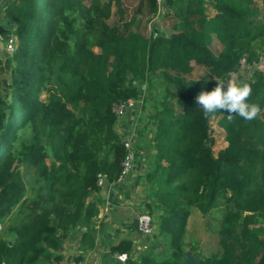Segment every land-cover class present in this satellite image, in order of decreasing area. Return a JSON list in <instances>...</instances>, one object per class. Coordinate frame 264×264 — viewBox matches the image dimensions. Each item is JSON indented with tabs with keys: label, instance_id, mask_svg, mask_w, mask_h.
Listing matches in <instances>:
<instances>
[{
	"label": "trees",
	"instance_id": "16d2710c",
	"mask_svg": "<svg viewBox=\"0 0 264 264\" xmlns=\"http://www.w3.org/2000/svg\"><path fill=\"white\" fill-rule=\"evenodd\" d=\"M89 1L1 0L8 28L0 25V34L11 33L17 43L11 55L0 52V77L9 75L0 92V221L20 202L23 215L13 243L0 241V264L60 260L57 251L71 232L80 251L74 259L95 247L104 202L97 177L115 181L125 153L113 106L141 96L144 103L139 84L159 76L176 109L163 101L153 116L141 202L156 213L155 238L164 234L167 248L133 256L132 240L121 238L110 253H127V264H189L186 250L195 264H264V69L252 71L264 56V5L214 0L215 13L207 17L201 0H169L185 2L174 15L186 29L146 37L134 28L136 13L155 14V0H138L128 20L118 1L114 24L107 22L108 3ZM206 26L222 45L216 55L206 44ZM193 63L205 68L202 78L188 77ZM242 64L246 69L236 80L251 85L249 103L260 105V116L250 122L229 121L224 112L205 116L195 97ZM51 76L57 82L52 87ZM211 118L226 141L216 155ZM30 125L32 141L26 143L18 132ZM16 160L36 170L31 199H25ZM194 209L217 212L218 248L205 254L187 233Z\"/></svg>",
	"mask_w": 264,
	"mask_h": 264
},
{
	"label": "rangeland",
	"instance_id": "374dc122",
	"mask_svg": "<svg viewBox=\"0 0 264 264\" xmlns=\"http://www.w3.org/2000/svg\"><path fill=\"white\" fill-rule=\"evenodd\" d=\"M73 2V0H71ZM101 3H108V6L110 8V14L107 22L109 24H114L116 20L118 19L117 14V2L119 1L121 3V9L124 12L125 19H130L135 13H136V4L138 0H99ZM201 7L204 9V14L207 17H212L215 13L214 9V0H201ZM253 3H255L259 8H261L264 5V0H252ZM89 0H83V3L85 5H89ZM185 2H182L181 4H169V0H166L164 4L158 6V10L155 14L150 15L148 18L145 15H141L139 13L137 14V21L134 25V28L141 31L146 37H149L152 32V25L155 24L156 32H160L161 34H164L165 36H170L172 34L184 31L186 27L179 23V18H175L174 12L178 10V8L185 9ZM181 9V10H182ZM77 13V12H76ZM0 24H4L3 26L5 28H8L7 24L5 23L4 16L2 13L0 14ZM9 37H12L11 33L7 34L6 36H2L0 34V52L6 53L8 55H11L12 52H7L5 50V43ZM13 38V37H12ZM205 38H206V44L208 48L216 55L220 52L222 45L217 40L214 32L206 26L205 29ZM15 43H17L16 38ZM14 42V40H13ZM93 50L95 52H98L97 47H93ZM5 55H2L4 58ZM259 69H264V56L260 58V61L257 65ZM193 71L188 77L194 78V79H200L205 75V68L199 65H196L193 63ZM246 67L244 64H242L238 70L237 73H232L230 78L236 79L237 74H241L245 71ZM246 75H248V72H246ZM9 78L8 74H3L0 77V92L3 94L5 93L4 88V81ZM57 82L54 81V78L51 76L49 77V86H55ZM141 90H143V96L147 97L144 101L143 105L141 106V113L138 117H136L134 114L131 116L134 118L136 122V131L135 136L136 138V144L139 145L143 150H145V153L148 150L147 159L150 155V139H151V133L152 129L154 127L153 125V116L157 114L159 109L161 108V103L163 101L167 102L171 106H173L176 109V103L172 96H170L168 89V85L166 84V81L163 79V77L159 76L155 79H152L151 82L148 81L146 83H142ZM45 94H43L44 96ZM129 117V114L124 118L126 120ZM264 117V113H263ZM142 132V133H141ZM22 140L24 142L29 143L32 141V134H33V128L30 126H27L25 129L20 130L18 132ZM210 135L213 139L212 144V151L213 154L216 155L219 150L225 147L226 141L223 130L217 125V119L211 118L210 119ZM16 148H19V142L16 143ZM147 148V149H146ZM149 154V155H148ZM45 163H49L51 159L49 157H46L44 159ZM148 164V163H147ZM14 170L20 172L22 176V180L25 183L26 192H25V199H31L33 197V187L36 188V181L35 177L37 175L36 170L34 167H29L28 164L21 160H16L14 162ZM142 181V183H141ZM144 180L135 181V179H132V182L130 184V188L125 192L123 198H117L114 201V204H112L110 207L106 208L103 206V204H100V212L97 217L96 221V227L98 231L100 232V242L104 244V246H110L107 245L103 238V233L105 231H110L112 234H118L119 228L127 229L129 234L132 236V238L135 240L134 248L137 252H142L143 250L147 249L148 247L155 249L154 251H162L167 248V241L164 238V234L155 236L158 233V225H157V217L156 213L153 211H150L151 216L153 217V234L149 236H142L137 228H136V222H135V216L137 212L141 209V206H143L146 209L145 203L144 205L142 202H139L137 198L139 199V193L138 191L135 193H132V189L138 187L140 188L142 192V199L144 202V195L146 192H144V186L146 185ZM141 185V186H140ZM137 200V202L135 201ZM130 201V203H128ZM21 203L15 205L6 215L5 217L0 221V241H6L10 245L14 241V236H16V228L18 221L20 217H22L21 214H19V210L21 208ZM115 206V207H114ZM133 206L134 208L132 209ZM25 208V206H24ZM150 209H148L149 211ZM217 212L215 209H213L210 212L203 213L199 210H193L190 214V218L188 220L187 224V233H189L192 236V239L198 243V248L201 252V254L208 253L211 250H215L218 248V242L217 237L215 234L216 224H217ZM132 240V239H131ZM76 244V241L74 240L73 233H69L68 237L63 240L62 248L57 251V253H60L63 258L62 259H68L71 256L68 255L67 248L72 247ZM110 248V247H109ZM187 251V250H186ZM189 252V251H188ZM74 257V256H73ZM71 257V258H73ZM53 262H50L48 264H52ZM89 263V262H88ZM90 264V263H89ZM195 264V261L194 263Z\"/></svg>",
	"mask_w": 264,
	"mask_h": 264
},
{
	"label": "built area",
	"instance_id": "2783aa9c",
	"mask_svg": "<svg viewBox=\"0 0 264 264\" xmlns=\"http://www.w3.org/2000/svg\"><path fill=\"white\" fill-rule=\"evenodd\" d=\"M155 2L159 6L164 4L165 0H155ZM12 37H9L5 43V50L7 52H13L16 48L15 39H13L14 37ZM142 103L143 97L141 96L138 97V99H128L113 106V112L115 114L114 128L123 143L125 153L121 161L119 175L115 181L108 183L106 178L102 174H98L97 184L100 187L99 194H101V190H103L102 186L106 184L105 192H109V195H111L114 199L123 198L124 193L130 188L132 179L141 177L143 173L144 169L141 166L145 161V150H143L139 145L136 144V122L134 118L131 117L133 114L136 117L140 115ZM127 114H129V117L124 120ZM134 220L136 222V228L142 236L146 237L150 234H153V217L143 206H141V209L137 212ZM137 253L138 252L133 247L132 255L136 256ZM113 256L117 264L128 263L129 256L125 252L114 253ZM52 264L89 263L85 259L76 260L70 257L68 259L53 261Z\"/></svg>",
	"mask_w": 264,
	"mask_h": 264
},
{
	"label": "clouds",
	"instance_id": "9594fccd",
	"mask_svg": "<svg viewBox=\"0 0 264 264\" xmlns=\"http://www.w3.org/2000/svg\"><path fill=\"white\" fill-rule=\"evenodd\" d=\"M252 92L249 83L228 78L217 80L216 87L211 91H201L195 101L205 116L224 112L228 114L229 121L239 117L250 122L257 119L262 111L259 104L249 103Z\"/></svg>",
	"mask_w": 264,
	"mask_h": 264
},
{
	"label": "crops",
	"instance_id": "0c3cea01",
	"mask_svg": "<svg viewBox=\"0 0 264 264\" xmlns=\"http://www.w3.org/2000/svg\"><path fill=\"white\" fill-rule=\"evenodd\" d=\"M0 3H1V0H0ZM1 6H3L2 3L0 4V8H2ZM0 25H3V24H0ZM155 27H156L155 24H153L152 25V28H153L152 31H154V32L156 31ZM225 146H226V144H225ZM147 153H148V150H147V152L145 153V156H144L146 158H147V155H146ZM141 167L144 169V171H145V169H147L145 161H144V163L142 164ZM140 179H141V177L135 179V181L139 182ZM137 191H138L139 196H140V198L139 199L137 198V200H139V202H141V200H142V192H141L140 188L138 189V187H136V188L132 189V193H135ZM100 195L104 199L103 206H105L106 208H108L112 204H114L115 199L111 195H109V192H105L103 194V192L101 190V194ZM137 200H135V201L137 202ZM128 203H130V201ZM130 205H131V203H130ZM131 207L133 209V206H131ZM100 236L97 235V237H96L95 247L92 248L91 250L86 251V252L83 253L84 259L86 261H88L90 264H117L115 259H114L113 254L110 253V248L109 247L112 244L117 243L121 238L132 239V241L135 243V240L129 234L127 229H124V228H119L118 234H112L110 231H105L103 233V238H104L105 243L107 245L111 244L108 247L104 246V244H102L100 242V240H101ZM67 252H68V255H70L71 257L77 256L78 253H80V251L77 249V245L76 244L73 245L70 248H67Z\"/></svg>",
	"mask_w": 264,
	"mask_h": 264
},
{
	"label": "water",
	"instance_id": "95a60500",
	"mask_svg": "<svg viewBox=\"0 0 264 264\" xmlns=\"http://www.w3.org/2000/svg\"><path fill=\"white\" fill-rule=\"evenodd\" d=\"M259 69V67L258 66H253L252 67V71H255V70H258ZM102 192H103V194L105 193V190H106V184H104L103 186H102ZM183 258L189 263V264H193L194 263V257L188 252V251H186L185 253H184V255H183Z\"/></svg>",
	"mask_w": 264,
	"mask_h": 264
}]
</instances>
